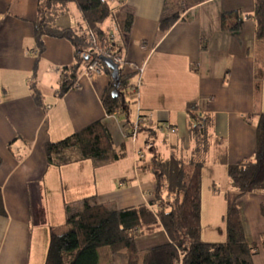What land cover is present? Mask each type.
I'll return each mask as SVG.
<instances>
[{
	"label": "crops",
	"instance_id": "1",
	"mask_svg": "<svg viewBox=\"0 0 264 264\" xmlns=\"http://www.w3.org/2000/svg\"><path fill=\"white\" fill-rule=\"evenodd\" d=\"M108 1L111 18L101 27L122 49L121 57L130 67L125 70L139 69L132 77L138 91L131 100L137 102L130 112L115 115L106 114L101 100L109 82L103 71L82 73L75 88L57 96L63 69L74 61L68 39L46 36V49L33 74L39 0H0V186L5 210L0 214V264H44L51 232H63L54 223L64 214L68 218V208H79L85 197L94 195L115 210L148 203L156 181L141 165L155 154L169 157L191 151V112L211 117L214 138L226 144L229 163L256 154V125L264 113V39L256 38L252 18L244 17L238 31L221 28L224 12L252 14L255 0L203 1L190 8L192 19L178 20L165 33L158 28L164 8L168 3L173 11L180 0ZM128 13L135 18L125 34L117 18L125 19ZM56 24L77 28L84 19L70 3ZM111 24L120 29V39L108 32ZM32 82L44 105L35 102ZM137 117L144 129L134 133ZM101 119L115 147H125L124 157L100 165L92 159L49 165L48 142L63 140ZM147 127L156 130L150 144ZM237 194L230 187L227 164L208 160L202 172L204 241H225V215ZM238 202L248 236L260 242L264 193L245 194ZM168 242L163 229L136 240L140 251ZM254 264H264V249L254 256Z\"/></svg>",
	"mask_w": 264,
	"mask_h": 264
},
{
	"label": "trees",
	"instance_id": "2",
	"mask_svg": "<svg viewBox=\"0 0 264 264\" xmlns=\"http://www.w3.org/2000/svg\"><path fill=\"white\" fill-rule=\"evenodd\" d=\"M206 0H180L171 11L166 4L159 21L161 33L167 32L178 20H190L194 11L190 8ZM74 3L84 19L77 28L60 27L56 18ZM38 18L34 22L36 74L41 55L46 49L45 37L68 39L74 46V61L65 67L57 96L62 97L78 83V77L94 60L109 77L101 100L107 115L128 113L137 100L136 83L132 77L139 72L125 70L122 49L115 40L108 41L107 32L101 24L111 16L112 6L108 0H39ZM244 17L252 18L256 24V38L264 39V0H255L252 14L240 10L221 15L223 31H238ZM134 14L125 17L122 31L129 34L134 23ZM91 34L95 41L90 39ZM110 57L119 63V80L113 70L99 60ZM118 84V85H117ZM31 92L38 105H44L43 95L35 82ZM130 98V99H129ZM193 125L190 129L194 146L186 154L162 157L155 154L141 165L152 173L156 187L148 203L128 206L118 210L97 201L96 196L83 199L82 205L68 208L69 230L51 232L44 264H113L120 252H125V264H254V256L264 249V233L260 242L248 236L238 202L248 193H264V113L257 120V150L254 157L235 163L227 160V147L222 139L214 138L212 119L209 115L191 112ZM140 124L137 130H143ZM146 143L156 130L145 128ZM46 155L49 165L65 164L77 160L92 159L96 164H105L125 156V147L116 148L105 119L91 123L63 140L48 142ZM77 150V157L66 155L67 150ZM228 166L230 187L238 194L230 200L226 222V239L208 242L202 238V172L208 160ZM2 157L0 156V166ZM0 214H5L2 188L0 186ZM163 229L170 242L140 251L136 240Z\"/></svg>",
	"mask_w": 264,
	"mask_h": 264
},
{
	"label": "rangeland",
	"instance_id": "3",
	"mask_svg": "<svg viewBox=\"0 0 264 264\" xmlns=\"http://www.w3.org/2000/svg\"><path fill=\"white\" fill-rule=\"evenodd\" d=\"M113 8V7H112ZM109 18H111V16L109 17ZM119 21H121V25L123 26V24H124V17H118L117 18ZM110 29H109V33H114V34H116V36H117V38L118 39H120V29H118L117 28V26H115V24H111L110 25ZM124 54H126V56H127V53H124ZM125 67H126V69H130V67H129V65H128V63H125ZM133 113V112H132ZM131 117H132V115H131ZM138 117H139V114H138ZM138 117H137V120L135 121V123L136 122H138ZM140 119V118H139ZM134 123V127H135V125H137V123L135 124ZM71 151H68L67 153H70ZM72 159H74V158H76V154H77V150L76 149H74V150H72ZM68 155H70V154H67V156ZM70 157V156H69ZM58 219V218H57ZM67 216H65V214L63 215V218L61 219V220H56L55 219V221H58V222H55L54 223V226H55V228L56 229H60L61 231H63V232H66V231H68L69 230V224L67 223ZM63 232H59V233H63ZM104 261H106V260H104ZM103 261V264H105V262ZM125 261H126V258H125V252H120V253H118L117 254V256H116V260H115V262L113 263V264H125Z\"/></svg>",
	"mask_w": 264,
	"mask_h": 264
},
{
	"label": "built area",
	"instance_id": "4",
	"mask_svg": "<svg viewBox=\"0 0 264 264\" xmlns=\"http://www.w3.org/2000/svg\"><path fill=\"white\" fill-rule=\"evenodd\" d=\"M90 39H91L93 42L95 41V38H94V36H93L92 34H91V36H90ZM114 40H115V38H114L113 35H111V36L108 37V41H109V42H113ZM120 60H121L120 58H117V59L115 60V62H119ZM95 71H97V72L102 71V69H101V67H100V64H99L98 60H94L92 63H90V64L87 66V68L84 70L83 73H85V74H90V73H93V72H95ZM133 90L138 91V84H136V86L133 88ZM140 119H141V118H140ZM137 126H138V123H137V125H135V127H134V133L137 131Z\"/></svg>",
	"mask_w": 264,
	"mask_h": 264
},
{
	"label": "water",
	"instance_id": "5",
	"mask_svg": "<svg viewBox=\"0 0 264 264\" xmlns=\"http://www.w3.org/2000/svg\"><path fill=\"white\" fill-rule=\"evenodd\" d=\"M98 59L104 62L109 68L113 70L112 76L118 81L119 80V67H120L119 63L115 62L112 58L105 57V56H100Z\"/></svg>",
	"mask_w": 264,
	"mask_h": 264
}]
</instances>
